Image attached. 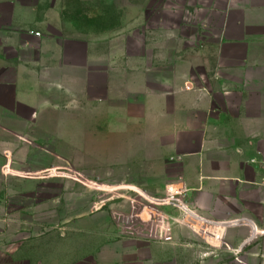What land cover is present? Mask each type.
Returning <instances> with one entry per match:
<instances>
[{
  "label": "crops",
  "instance_id": "1",
  "mask_svg": "<svg viewBox=\"0 0 264 264\" xmlns=\"http://www.w3.org/2000/svg\"><path fill=\"white\" fill-rule=\"evenodd\" d=\"M220 2L219 10H212L218 19L209 38L213 58L204 63L200 57L190 58L179 80L175 68L167 71L173 78H164L143 65L101 67L94 38L70 35L58 27L65 8L52 6L54 14L44 22L37 18V4L32 5L34 19L22 20L27 26L21 29L14 27L15 13L10 20L0 12V125L7 120L41 123L44 108L52 119L49 123L80 126L76 148L82 155L92 151L95 156L122 158L120 165L111 167L107 187L140 188L150 195L185 188L190 205L206 218L236 223L224 240L223 253L232 260L223 264H264V0ZM28 23L44 24L43 30L35 31L42 37L30 34ZM103 55L111 61L119 56L127 62L148 61L145 53L127 46L123 54ZM116 84L139 88L140 103L122 106L111 100L112 95L108 100L89 95ZM124 95L126 101L133 96L130 91ZM131 107L134 116L115 128L123 120L115 117V109L129 112ZM73 109L78 110L75 116ZM85 125L94 126L91 134ZM125 204L133 212L139 206L135 201ZM113 209L115 204L110 205ZM0 223L3 227L2 216ZM171 233L172 241L156 244L154 263H181V248H187L183 251L192 254L195 264H212L208 249L182 245L177 237L183 233ZM4 253L0 250V264ZM16 253L13 250V263ZM145 259L141 254L140 264L153 263Z\"/></svg>",
  "mask_w": 264,
  "mask_h": 264
},
{
  "label": "rangeland",
  "instance_id": "2",
  "mask_svg": "<svg viewBox=\"0 0 264 264\" xmlns=\"http://www.w3.org/2000/svg\"><path fill=\"white\" fill-rule=\"evenodd\" d=\"M35 4L37 18L44 22L54 14L52 6L65 8L68 13L61 20L74 21L73 25L65 27L60 21L58 27L70 35L84 33L94 38L95 52L102 54L101 67L143 65L151 70L150 74L164 78L169 77L167 71L175 68V78L179 80L187 73L190 58L195 61L200 57L203 63L213 58L215 49L210 39L218 19L212 10L218 11L222 2L0 0V12L10 20L15 13L14 27L21 29L27 26L22 20L34 19L29 7ZM28 27L33 29L30 34L42 37L41 32L35 31L43 30L44 24L36 27L28 23ZM126 46L134 53H145L148 61L134 58L127 62L120 56L111 61L103 55L123 54ZM129 88L116 84L91 90L89 95L103 100L112 95L116 105L137 106L139 88ZM129 91L133 96L126 101L124 94ZM75 96L76 93L70 95ZM132 107L129 112L115 109V117L123 119L115 128H120L127 116H134L136 110ZM41 111V123L25 125L7 120L0 125V218L4 221L3 227L0 223V250L5 251L2 264H140L141 254H145L148 263L156 264V244L172 241L171 232L175 230L183 233L180 239L177 237L182 245L208 249L206 255L213 258L212 264L232 260L223 253L224 240L236 223L206 218L190 205L188 190L182 187L166 188L163 194L153 195L140 188L107 187L110 170L115 162L120 165L122 158L95 156L92 151L82 155L84 152L76 148L80 126L51 124L45 109ZM76 111L72 110L73 116ZM92 111L86 109V113ZM109 127L114 128L105 126ZM84 128L91 134L94 126ZM125 201H135L138 209L128 211ZM111 204L116 205V210H110ZM218 232L222 241L213 237ZM181 249L182 262L177 264H195L192 254L183 251L188 249ZM13 250L17 251L14 263Z\"/></svg>",
  "mask_w": 264,
  "mask_h": 264
},
{
  "label": "built area",
  "instance_id": "3",
  "mask_svg": "<svg viewBox=\"0 0 264 264\" xmlns=\"http://www.w3.org/2000/svg\"><path fill=\"white\" fill-rule=\"evenodd\" d=\"M213 237L217 240V241H222L223 239H221V236L218 232V234H213Z\"/></svg>",
  "mask_w": 264,
  "mask_h": 264
},
{
  "label": "trees",
  "instance_id": "4",
  "mask_svg": "<svg viewBox=\"0 0 264 264\" xmlns=\"http://www.w3.org/2000/svg\"><path fill=\"white\" fill-rule=\"evenodd\" d=\"M68 12H64V14H67ZM72 22H74V21H72Z\"/></svg>",
  "mask_w": 264,
  "mask_h": 264
}]
</instances>
